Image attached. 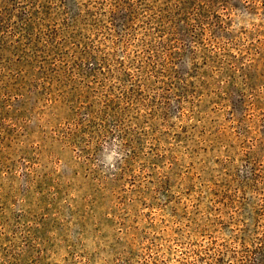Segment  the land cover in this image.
Segmentation results:
<instances>
[{"label":"rangeland","instance_id":"1","mask_svg":"<svg viewBox=\"0 0 264 264\" xmlns=\"http://www.w3.org/2000/svg\"><path fill=\"white\" fill-rule=\"evenodd\" d=\"M242 262L264 264V0H0V264Z\"/></svg>","mask_w":264,"mask_h":264},{"label":"trees","instance_id":"2","mask_svg":"<svg viewBox=\"0 0 264 264\" xmlns=\"http://www.w3.org/2000/svg\"><path fill=\"white\" fill-rule=\"evenodd\" d=\"M125 96V99H129V96L128 95H125L124 93H120V96H117L118 97V100L117 98H111L109 96H104L105 100L104 101H101V110L99 111V114H103V113H107L109 111H111V106L114 105L115 101H119V99H123ZM241 264H245V262H242Z\"/></svg>","mask_w":264,"mask_h":264},{"label":"clouds","instance_id":"3","mask_svg":"<svg viewBox=\"0 0 264 264\" xmlns=\"http://www.w3.org/2000/svg\"><path fill=\"white\" fill-rule=\"evenodd\" d=\"M120 155H121L120 153H118L115 149H113L111 152H109L106 155L105 160L110 166L114 167L115 166L114 162L116 159H119Z\"/></svg>","mask_w":264,"mask_h":264}]
</instances>
